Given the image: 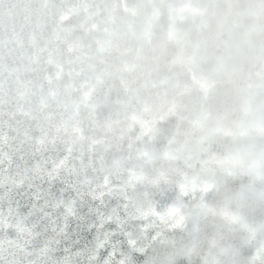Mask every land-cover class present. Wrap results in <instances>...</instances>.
<instances>
[{"label": "clouds", "instance_id": "obj_1", "mask_svg": "<svg viewBox=\"0 0 264 264\" xmlns=\"http://www.w3.org/2000/svg\"><path fill=\"white\" fill-rule=\"evenodd\" d=\"M0 90L78 145L112 264H264V0H32ZM47 237L0 231V264L60 260Z\"/></svg>", "mask_w": 264, "mask_h": 264}, {"label": "snow or ice", "instance_id": "obj_2", "mask_svg": "<svg viewBox=\"0 0 264 264\" xmlns=\"http://www.w3.org/2000/svg\"><path fill=\"white\" fill-rule=\"evenodd\" d=\"M32 0H0V37L14 32L28 16ZM22 111L8 110L0 90V231L17 233L24 248L47 232L62 249L50 264H112L102 193L84 196L73 181L78 145L43 121L28 123ZM91 245L95 252L89 254ZM80 258V259H77Z\"/></svg>", "mask_w": 264, "mask_h": 264}]
</instances>
